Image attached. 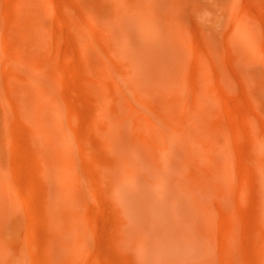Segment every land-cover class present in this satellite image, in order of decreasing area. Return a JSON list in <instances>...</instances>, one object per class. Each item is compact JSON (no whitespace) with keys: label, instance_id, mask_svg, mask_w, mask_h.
I'll use <instances>...</instances> for the list:
<instances>
[{"label":"rangeland","instance_id":"1","mask_svg":"<svg viewBox=\"0 0 264 264\" xmlns=\"http://www.w3.org/2000/svg\"><path fill=\"white\" fill-rule=\"evenodd\" d=\"M179 1L169 0L163 16L180 27L187 56L178 68L180 80L175 76L177 82L169 81L172 95L166 96L175 99L174 93L177 97L183 89L198 104L203 90H211L215 114L208 126L225 128L227 135L222 166L230 185L223 189L228 198L222 193L216 202L214 234L201 258H181L173 250L177 256L172 259L157 248L143 255L127 247L113 231L117 211L99 177L109 165L104 149L112 143L102 133L103 104L113 102L121 90L110 67L128 62L125 28L138 18L155 16L151 0H0V168L11 176L18 204V215L8 218L10 227L0 234L8 251L0 264H264V0ZM237 27L244 35H238ZM153 31L156 27H142L140 49L152 50L145 43ZM33 76L50 85L32 81ZM52 106L65 127L57 118L50 122L58 120V128L51 123L55 131L49 129L73 138L82 166L97 170L88 185L80 186L82 174L70 171L76 159L64 140L62 151L67 153L53 145L58 134L46 131L43 121L49 122Z\"/></svg>","mask_w":264,"mask_h":264},{"label":"bare ground","instance_id":"2","mask_svg":"<svg viewBox=\"0 0 264 264\" xmlns=\"http://www.w3.org/2000/svg\"><path fill=\"white\" fill-rule=\"evenodd\" d=\"M168 1L151 0L155 16L150 18L151 20L143 17L138 18V23L130 22L125 28L127 30L125 42L130 45L126 53L128 62L110 67L111 75L119 82L121 90L114 98L111 96L114 99V101L112 100L113 102L102 103L104 111L101 112L102 115L100 113V122L104 126L102 133L105 138H110L112 143L106 145L104 149L109 155V165L104 166L100 170L99 177L101 178L103 192L111 199L113 208L117 211L116 217L113 216L115 218L113 231L115 230L114 233L120 240L125 242L127 247L137 248L143 255H145V250L148 248H157L160 253L165 249L172 259L177 256L173 251L176 250L180 253L181 258L198 260L205 249V242L207 240L211 241V234H214L216 202L218 203L222 193H224L222 197L228 198L223 189H225V186L230 185L227 184L226 176L228 175L225 174L226 170L222 166L226 153L224 141L227 135L223 132L225 128L223 130L221 128L213 130L210 128L211 125L208 126L210 123L209 119L215 114L212 99L214 97H211V94L209 95L211 91L209 88V92L203 90L201 93L202 99H204L203 102L200 97V100L197 99V96L196 99L199 101L196 103L198 104L190 100L188 94L183 92V89H181L182 91L179 90L178 99H176V93L178 92H173L175 99L172 96H166V94L172 95L168 93V91H171L173 84L170 85L169 81L172 80L174 82L175 76L179 78L180 72L178 68L180 69L183 65L187 56L185 49L182 47L183 45H181V41L184 38L180 33V27L177 24L168 23L163 16L165 11H168ZM118 19L120 25H122L123 18L118 17ZM150 26L156 27V31L149 35L145 43L146 47L152 50L145 51L138 47V38L142 36V27L148 29ZM237 30L239 32L238 35H244L245 31L243 28H238ZM114 38L121 40L120 35L116 33ZM35 45L37 46V44ZM33 52L37 53V51ZM23 62L25 63V60ZM34 64L36 63L34 62ZM35 70L37 72V69L34 68L33 71ZM177 71L179 75H177ZM16 76L18 77L19 74L17 73ZM150 79H156L157 82L151 84L149 82ZM32 81L38 84L50 85L49 81L35 76L32 77ZM111 87L113 86L111 85ZM48 103L51 104L52 102ZM96 103L98 106L101 102ZM32 105L34 106L33 98ZM101 105L99 107H102ZM13 106L12 109L15 108ZM41 106L43 108V105ZM49 106L46 108H49ZM91 107L97 109L96 106ZM100 109H98L99 112L101 111ZM36 110L38 109L35 108ZM50 110V112L47 109L45 110L47 114L48 112L50 113V118H43H49L46 119L49 122L58 118L59 122L65 127V123L59 114L60 111H56L53 106ZM33 111L26 114H33L31 113ZM43 114L42 116L46 115ZM13 115V112L7 113L9 118L13 117ZM49 122L45 123L43 121L44 126L47 127L46 131L54 130V126L58 128L59 125L54 124L58 120L54 123ZM85 123L87 124L88 121ZM223 124H221L222 127ZM108 129L115 134L109 133ZM52 130L50 134L57 133L52 132ZM37 132L39 133L40 131ZM57 134L53 138V145L55 144L54 146H57L61 152H66L67 150L62 151V144L64 143H61V141L64 140L66 146H68L69 153L75 156L76 161L70 171L82 174L78 184L82 186L83 183H89L93 174L96 175L95 172L97 170L92 173V169L88 168L86 170L85 166H82L83 163L80 162L78 152L72 146L74 144L73 138L65 135L63 137L62 135L59 136L61 133ZM43 135L42 139L45 140ZM10 139H13V137H10ZM43 142H46V140ZM9 144L12 143L9 142ZM226 161L228 160L226 159ZM225 164L226 166L228 165L227 162ZM10 177L8 171L4 170L3 167L0 168V234L10 227L11 223L8 218L14 219L17 214L16 206L18 204L16 205L12 197V189L15 186ZM4 178L7 179V184L2 180ZM83 187L85 189V186ZM3 213H5L4 216ZM114 218L112 219L114 220ZM2 237L0 236L1 241L4 238ZM1 241L0 257H3L4 254V257H7V248H4V242ZM148 258L146 257V259ZM203 263L206 264L205 261Z\"/></svg>","mask_w":264,"mask_h":264}]
</instances>
